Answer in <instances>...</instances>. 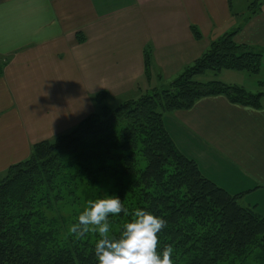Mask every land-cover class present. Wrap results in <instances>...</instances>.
<instances>
[{
    "label": "crops",
    "instance_id": "crops-1",
    "mask_svg": "<svg viewBox=\"0 0 264 264\" xmlns=\"http://www.w3.org/2000/svg\"><path fill=\"white\" fill-rule=\"evenodd\" d=\"M253 1L0 0V175L91 115L99 92L118 102L169 86L235 31L236 43L264 49V6L250 16ZM164 121L206 178L264 217V100L255 110L207 97Z\"/></svg>",
    "mask_w": 264,
    "mask_h": 264
},
{
    "label": "trees",
    "instance_id": "trees-1",
    "mask_svg": "<svg viewBox=\"0 0 264 264\" xmlns=\"http://www.w3.org/2000/svg\"><path fill=\"white\" fill-rule=\"evenodd\" d=\"M263 6L264 1L254 0L250 16ZM237 32L213 43L166 89L115 107L108 105V92L97 93L95 112L55 139L33 145L27 160L0 175V264H97L95 243L89 239L73 235L59 245L48 237L44 208L63 201L62 185L76 186L79 179L95 185L100 173L115 176V195L130 213L140 208L167 220L160 241L174 246L176 264H264V217L241 204L246 194L232 195L206 178L179 151L164 121L166 114L191 110L207 97L224 96L232 104L263 109L264 91L197 80L207 72L258 76L264 71V49L236 43ZM192 33L202 40L198 28L192 27ZM78 40L84 42L81 33ZM144 62L149 79L151 47ZM259 85L264 88V82ZM132 218L123 213L113 218L112 224L119 226L113 234L118 236Z\"/></svg>",
    "mask_w": 264,
    "mask_h": 264
},
{
    "label": "clouds",
    "instance_id": "clouds-1",
    "mask_svg": "<svg viewBox=\"0 0 264 264\" xmlns=\"http://www.w3.org/2000/svg\"><path fill=\"white\" fill-rule=\"evenodd\" d=\"M121 213L133 218L117 236L112 231V219ZM167 223L163 216L144 209L130 213L118 195L108 194L88 201L69 232L76 238L90 232L98 235L93 248L97 264H176L174 246H162L160 241Z\"/></svg>",
    "mask_w": 264,
    "mask_h": 264
},
{
    "label": "rangeland",
    "instance_id": "rangeland-1",
    "mask_svg": "<svg viewBox=\"0 0 264 264\" xmlns=\"http://www.w3.org/2000/svg\"><path fill=\"white\" fill-rule=\"evenodd\" d=\"M197 80L204 83L218 80L227 85L244 87L253 93L264 91V88H261L259 85L260 82H264V71H262V73L258 76L230 70H224L218 74H215L214 72H207L204 76L198 77ZM167 86L162 89H166ZM136 97H139V95H136ZM121 102L122 101L116 102L111 100L108 105L115 107ZM141 165L143 167L145 162H142ZM108 166L114 167L115 163L109 162ZM61 188L63 201L54 203L49 210H45L44 208V216L46 219L45 231L48 237H54L57 239V243L59 245H64L69 241L70 237H73V234L69 232V228L74 222H76L78 215L83 211V209L87 207L88 201L102 198L108 194L115 195L118 188L116 186V178L111 173L98 174V181L95 185L89 184V180L79 179L76 186L62 185ZM40 191H43V188L40 189ZM118 227V224H112V231L116 232ZM85 238L89 239L92 243H95L98 239V235L90 232L85 236ZM249 264L258 263L249 262Z\"/></svg>",
    "mask_w": 264,
    "mask_h": 264
}]
</instances>
